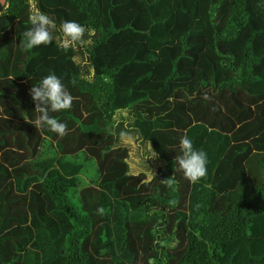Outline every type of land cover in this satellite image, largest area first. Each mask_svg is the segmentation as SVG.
<instances>
[{
    "label": "trees",
    "instance_id": "16d2710c",
    "mask_svg": "<svg viewBox=\"0 0 264 264\" xmlns=\"http://www.w3.org/2000/svg\"><path fill=\"white\" fill-rule=\"evenodd\" d=\"M36 12L57 28L24 51ZM0 13V264H264V0H3ZM65 21L82 41L63 42ZM49 74L73 97L50 114L63 138L25 122ZM184 134L207 153L195 184L175 171Z\"/></svg>",
    "mask_w": 264,
    "mask_h": 264
},
{
    "label": "clouds",
    "instance_id": "9594fccd",
    "mask_svg": "<svg viewBox=\"0 0 264 264\" xmlns=\"http://www.w3.org/2000/svg\"><path fill=\"white\" fill-rule=\"evenodd\" d=\"M28 20L31 27L22 33L23 40L19 42L22 50L29 51L35 47L51 43L53 39L52 30L57 28L55 21L42 12L30 15ZM84 32L85 28L75 21H65L59 27L60 38L65 44L82 41ZM104 79L105 82L109 80L107 76ZM29 92L35 104L34 111L38 115L34 120L25 122L32 124L36 130L43 131L46 129L63 138L67 134V124L59 122L50 114L70 109L73 97L65 89L60 78L55 74H49L42 78L38 85H32ZM149 149L151 156L155 158L158 154L151 149L150 145ZM179 150L180 154L175 156V171L180 172L190 183H198L207 175V153L195 149L187 134L180 138ZM148 264H156V262L154 259H150Z\"/></svg>",
    "mask_w": 264,
    "mask_h": 264
},
{
    "label": "rangeland",
    "instance_id": "374dc122",
    "mask_svg": "<svg viewBox=\"0 0 264 264\" xmlns=\"http://www.w3.org/2000/svg\"><path fill=\"white\" fill-rule=\"evenodd\" d=\"M139 156H137L135 154V152H133L132 156H131V159L129 160L130 163H131V167L134 169V170H138L139 168H142L141 167V162L142 160L140 159L139 161L137 160ZM86 166V173L84 175H87L89 178H95L96 177V174H95V169L93 167V163L89 164V163H86L85 164ZM88 179V178H86ZM72 202L74 203L75 206H78V203L75 199H72Z\"/></svg>",
    "mask_w": 264,
    "mask_h": 264
},
{
    "label": "crops",
    "instance_id": "0c3cea01",
    "mask_svg": "<svg viewBox=\"0 0 264 264\" xmlns=\"http://www.w3.org/2000/svg\"><path fill=\"white\" fill-rule=\"evenodd\" d=\"M1 2H3V0H0Z\"/></svg>",
    "mask_w": 264,
    "mask_h": 264
}]
</instances>
